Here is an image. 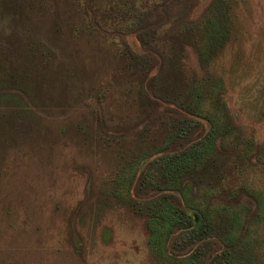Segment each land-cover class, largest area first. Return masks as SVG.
<instances>
[{
	"label": "rangeland",
	"instance_id": "374dc122",
	"mask_svg": "<svg viewBox=\"0 0 264 264\" xmlns=\"http://www.w3.org/2000/svg\"><path fill=\"white\" fill-rule=\"evenodd\" d=\"M146 1L141 27L149 40L164 31L133 58L124 44L141 43L117 27L116 12L99 9L102 0H89L85 15L78 0H0V264H159L143 218L114 194L116 176L146 149L140 135L163 127L157 96L170 99L192 70L203 74L182 30L221 5ZM231 2V33L209 68L264 173V0ZM86 15L95 32L82 28ZM170 41L174 63L158 57ZM199 244L205 255L220 246ZM182 245L173 254L195 247Z\"/></svg>",
	"mask_w": 264,
	"mask_h": 264
},
{
	"label": "trees",
	"instance_id": "16d2710c",
	"mask_svg": "<svg viewBox=\"0 0 264 264\" xmlns=\"http://www.w3.org/2000/svg\"><path fill=\"white\" fill-rule=\"evenodd\" d=\"M88 1L78 0L84 15ZM146 3L102 0L99 5L104 14L116 12L113 19L122 33L130 30L137 36L141 49L123 46V52L133 58L149 50L153 34L164 31L159 27L148 32L150 40L147 37L141 27ZM220 5L212 16L191 21L182 30L192 38L203 74L192 70V75H183L180 85L170 90V99L155 95L162 101L154 102L156 110L167 108L164 125L156 136L140 135L146 149L136 153L116 176L114 194L143 218L159 264H264L263 166L251 158L255 144L243 138L224 101L223 78L209 68V61L223 50L231 33L232 2L220 0ZM84 25L94 31L91 17L83 18ZM171 42L158 57L174 63L177 56ZM182 57L177 60L181 73L185 72ZM160 71V63L155 64L150 77L154 80ZM243 195L254 206L243 202ZM105 232L110 233L108 228ZM208 239L219 241L220 246L205 255L198 243ZM180 242L182 248L195 247L187 255L173 254L178 253Z\"/></svg>",
	"mask_w": 264,
	"mask_h": 264
}]
</instances>
